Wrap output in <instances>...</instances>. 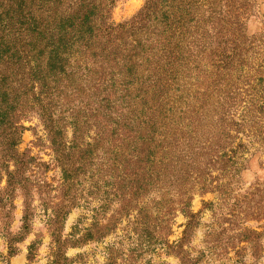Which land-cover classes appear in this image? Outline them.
<instances>
[{"label": "trees", "instance_id": "trees-1", "mask_svg": "<svg viewBox=\"0 0 264 264\" xmlns=\"http://www.w3.org/2000/svg\"><path fill=\"white\" fill-rule=\"evenodd\" d=\"M114 4L0 0V235L8 258L31 230L36 167L49 170L19 150L31 114L60 169L59 206L75 207L87 182V195L101 201L93 224L111 206L106 226L137 209V240L148 246L165 241L177 212L188 218L184 237L196 227V192L248 194L244 175L264 154V34L248 27L264 17L259 0H146L120 24L110 21ZM251 193L264 202V189ZM18 196L23 217L14 231L2 219L13 216ZM85 231L77 242L93 237Z\"/></svg>", "mask_w": 264, "mask_h": 264}, {"label": "rangeland", "instance_id": "rangeland-1", "mask_svg": "<svg viewBox=\"0 0 264 264\" xmlns=\"http://www.w3.org/2000/svg\"><path fill=\"white\" fill-rule=\"evenodd\" d=\"M145 2L115 0L110 21L120 24L131 20ZM259 2V12L263 15L264 0ZM248 27L250 33L263 31L264 34V17H252ZM23 124L26 129L19 150L30 151L38 163H48L49 170L45 173V167L37 163L30 195L31 230L16 245L19 252L11 258L7 256V241L0 235V264H264V202H260L258 193H251L264 189V154L254 159L250 167L253 171L244 175L247 182L242 192L248 191V194L223 200L219 192H196L191 207V211L198 214L196 227L184 237L188 218L177 212L170 232L162 230L165 241L148 246L143 240H137L140 230L135 222L137 209L123 213L121 219L117 217V223L106 226L117 209L111 206L100 217V225L93 224V215L101 201L87 195V182L83 197L77 199L78 204L68 212L63 210L59 206L58 191L61 173L45 127L36 114H31ZM210 203L212 205L205 206ZM15 205L13 216L2 219V224L11 223L12 230L18 231L23 217L21 196L17 197ZM104 226L106 234L98 237L100 227ZM86 228H92L93 237L77 242Z\"/></svg>", "mask_w": 264, "mask_h": 264}]
</instances>
